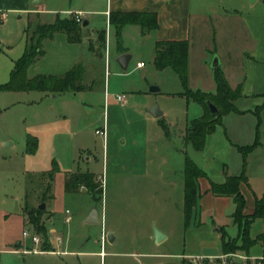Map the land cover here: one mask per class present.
Instances as JSON below:
<instances>
[{
    "label": "rangeland",
    "instance_id": "rangeland-1",
    "mask_svg": "<svg viewBox=\"0 0 264 264\" xmlns=\"http://www.w3.org/2000/svg\"><path fill=\"white\" fill-rule=\"evenodd\" d=\"M251 9L243 11V16L248 17L252 13L263 15L264 1L253 3ZM251 11L252 13H249ZM69 17L74 18V14ZM54 20L55 13L7 11L6 17L0 20V85L9 80L14 62L24 52L23 32L27 25L35 22L52 23ZM241 23L242 21L234 16H230L227 21L210 13L206 18L193 16L189 37L191 73L188 87L193 90H213L211 86L214 84V70L211 64L214 57L219 59L220 68L224 64L229 76L236 74L243 77L245 72V83L242 86L248 96L242 91L243 95L233 101L237 110L221 114L222 129L226 134L245 141L248 138L247 130H253L256 126L254 109L264 103V91L262 94H252L264 65L257 64L253 68L242 63L239 53L251 49L252 43L245 38ZM81 33L83 34L82 30L80 36ZM125 40L133 56L127 69L123 70L117 68L113 57L110 63L105 62L104 49L100 50L101 58L99 53L96 57L94 54L92 56L88 44L81 46L70 41L66 32L57 31L52 37L42 41L44 54L37 57L28 67L27 77L63 73L77 63L84 69L82 82L85 81V84H91L92 87L80 93H65L53 100L37 91H0V264H185L181 258L184 255L210 252L213 246L217 251L221 250L220 234L223 231H217L209 218L202 217L199 221L196 212L186 226L178 196L173 204L168 206V211L161 215L159 210L153 207V191L139 188L136 175L122 173V167H136L139 161L141 163L143 160L144 163L146 160L145 153L148 150L141 145L135 131L140 127V116L145 110L142 105L145 95H152L154 104L167 111L170 119L174 121L169 135L175 136L177 150L198 166L201 159V150L197 151L192 147L186 128L182 127L186 118L197 116L201 105L174 93L183 91V86L171 68L167 67L165 72L156 69L151 38L138 39L129 35ZM220 58L223 60L222 65ZM202 60H205L206 68L200 67ZM139 61H142V65H137ZM107 81L110 87L106 91ZM155 82L161 83L162 92L144 93L149 91L150 86L157 85ZM130 91L136 92V98L125 110L119 106L120 102L116 100V96L124 93L129 98ZM166 91L174 94H164ZM107 110L109 117L116 119L115 124L111 122L108 140L107 136L95 134L92 125H83L84 111L87 112V119H93L96 125L102 126ZM64 114L71 119V128L81 132L73 139L71 134L65 135L64 140L61 137L64 148L60 147L58 140L55 141V153L52 158L57 162L58 168L63 169L77 167V162H80L77 159L80 155L79 147L84 146L81 150L83 154H87L89 150L95 155L96 160L90 164L89 169L99 174L102 181V193L95 199L85 188L81 192H64L63 175L59 170L53 174L49 185L48 175H41L38 169L35 168L30 177L25 172L26 129L38 132L47 124L62 127ZM125 121H130L131 125L128 126ZM210 134L205 136V142ZM78 137L81 143L77 142ZM122 140H126L125 143ZM214 152L215 150L211 155L218 156L217 153L213 154ZM52 158L46 163L50 168ZM37 159L41 162L43 156ZM26 161L29 164L31 158ZM34 166L36 167V164ZM79 166L85 168L81 162ZM41 203L45 204V209L37 213ZM93 206H97L99 221L84 222ZM29 210L33 211L32 215L28 214ZM66 210L69 211L67 214ZM230 212L231 210H227V214ZM49 214L52 216L51 224L45 221ZM66 215L70 216L68 222H65ZM225 219L226 238H236L241 229L233 223L230 215ZM262 224L261 219L255 220L250 227V234L261 232ZM50 225L55 233L48 231ZM24 229L29 234H38L44 242L39 247L44 249H49L48 241L51 238L55 241V237L60 236L62 242L58 247L64 248L66 243L67 250L88 253L74 256L14 253L12 249L17 242L21 243V250L26 245L32 246L30 237L22 235ZM105 229L116 232L115 242L107 240L103 232ZM154 229L167 237L156 243ZM103 235L105 240L102 243ZM54 244L57 245V242ZM96 251H100V254L92 253ZM250 253L264 256V250L260 246L253 247Z\"/></svg>",
    "mask_w": 264,
    "mask_h": 264
},
{
    "label": "crops",
    "instance_id": "crops-1",
    "mask_svg": "<svg viewBox=\"0 0 264 264\" xmlns=\"http://www.w3.org/2000/svg\"><path fill=\"white\" fill-rule=\"evenodd\" d=\"M259 0H253L250 2L248 0H63L52 2L49 0H0V20L6 17V13L9 10L13 11H43L48 14L55 13V18L57 16L60 17H69L75 13H82L84 15L83 22L86 21V24H81V29L83 34L81 39L77 42L83 46V44H88V50H92V56L96 57L99 53L101 58L100 50L104 49L105 51V62L110 63L111 58H114L116 62V57L122 53L127 52L130 53V59L133 56V53L130 52L127 43L126 37L129 35L135 36V38L143 39V38H151L152 44L154 47V55H155V43L159 40H187L188 41V61H187V72H188V85L189 78L191 73V43H190V29L192 25L193 16H202L206 18L208 13L215 14L216 16H220L222 20H229L230 16L237 17L238 20H241V29L245 32V38L252 43V48L247 51H242L240 54V58L242 63L247 64L250 67H256L257 64L259 66L264 65V14L263 15H252V11L249 13L248 17L243 16V11L252 10V4L256 3ZM264 1V0H262ZM40 2V3H38ZM38 3V4H37ZM117 12H138V13H147L149 15L155 16L156 27L149 29L146 33H141V25L132 23L125 24L121 28V47L122 51L117 50L116 36H115V27L110 24L109 16L111 13ZM87 29V30H86ZM24 34V32H23ZM25 39V34H24ZM215 42L217 44V36H215ZM2 40L0 39V44ZM44 54V53H43ZM42 54V55H43ZM129 59V60H130ZM221 65L223 60H221ZM224 59V63H225ZM129 63V61H128ZM142 61L137 62V65H141ZM77 64V63H76ZM75 64V65H76ZM117 68H120L118 63L116 62ZM74 66V65H73ZM128 67V64H127ZM200 67L206 68L205 60H202L200 63ZM170 68V67H169ZM13 69V68H12ZM70 69V68H69ZM68 69V70H69ZM127 69V68H126ZM167 69L164 68L161 72H165ZM223 71L229 85L231 88H235L237 85L245 83V72L242 75L237 76L233 74L229 76L227 69L224 64L221 68ZM67 71V70H66ZM174 72V71H173ZM64 73V72H63ZM62 74V73H59ZM37 75V74H36ZM260 79L257 82V86H255V90L252 94H262L264 91V69L261 73ZM213 77V75H212ZM214 80V79H213ZM84 87L79 91H66L62 93H49L43 91H37L44 94L45 97L51 98L52 100L59 95L65 93H80L84 92L85 89H90L92 87L91 84H85V81L82 82ZM4 84V83H3ZM159 87V91L161 90V83L155 82ZM109 81L105 83V90L109 89ZM211 88L215 91V82L212 84ZM209 88V89H211ZM200 89V88H199ZM202 90V89H201ZM213 90H203L205 92H214ZM8 92H15L11 90H7ZM36 90L22 91V92H31ZM107 91V90H106ZM243 94V86H242ZM149 92V93H148ZM144 92L147 94H151L153 92L148 91ZM182 91L174 92L176 94ZM249 92V91H247ZM136 92L130 91L129 98H127L124 93L120 95H124L123 99L118 100L116 96V100L120 102L119 106L121 108H125V110L130 106L133 100L136 98ZM173 92L166 91L164 94H172ZM173 93V94H174ZM242 94V95H243ZM181 96V95H180ZM245 96H248L245 94ZM183 97V96H182ZM144 101L142 103L144 113H141L140 116V124L135 131L137 132V137L141 143L148 150L145 153L146 160L138 163L135 167H122V173L127 175H136V179L139 184V188L142 189H151L152 193V202L153 207L158 209L161 215L168 211V206L172 205L175 198H179V201L182 204L183 209V198H184V158L185 154L179 150H177V144L175 141V136L171 134L169 135V130H172L173 125L175 124L173 120L170 119L169 113L165 111L163 108L159 107L162 111V115L160 117H153L151 114L147 112V109L154 105V98L152 95H145ZM188 100V99H187ZM189 101V100H188ZM187 101V103H188ZM131 102V103H130ZM109 109V107H108ZM204 112L203 107L197 111V116L186 118V121L183 124V129H185L188 123L193 120L199 118ZM244 112V111H239ZM86 111H84V124L92 125L94 129V133L96 129L103 128L105 130V135L107 136V140L111 134V122H114L113 117H109V110L104 113L103 125H96L93 119H87ZM113 116V115H112ZM63 125L62 127L50 126L49 124L44 125L42 130L36 132L31 130L30 128L26 129V137H25V149H26V139L27 136H33L37 139V147L34 154L26 153L25 156V172L30 177L32 171L39 170L41 171V175H48L49 182L51 183L52 174H51V166H46L49 158H52L55 153V141H59V145L61 148H64L65 144H62L61 139L67 134H71L70 137L73 139L75 136L79 135L81 132L73 130L71 128V119L67 115H63L62 117ZM160 120L164 121L168 127V134H165V131L160 125ZM128 126L131 125L130 121H125ZM137 123V121H135ZM142 123V124H141ZM144 124V126H143ZM222 123L217 125L214 132L210 134L205 142L203 149L199 152L201 154V159L198 164L199 167L205 172L208 178L199 177L197 179L198 188H199V197L197 201V214L196 217L199 216V221L201 218H209L212 222V225L215 226V229L220 233L223 231L225 233L224 228L226 227V219L227 216H231V220L234 224V219L232 214L234 212L235 206L232 199L228 196H217L212 194L210 191V180L214 182H222L225 179V176L230 175H238L243 173L245 175V182H241L240 190L245 198V207L243 210L244 214H251L255 209V201L258 198L264 196V109L262 113V122L257 129L254 126L253 130H247L248 138L247 140H241L239 138H233L226 134L224 129H222ZM96 134V133H95ZM58 136V137H57ZM57 137V138H56ZM62 137V138H61ZM61 138V139H60ZM80 137L77 138V142L81 143ZM60 139V140H59ZM64 140V139H63ZM124 143L126 140H122ZM134 142V141H133ZM138 142V140H137ZM136 141L134 143H137ZM255 143V144H254ZM254 146L248 150L247 152L243 151L248 146ZM148 146L150 147L148 149ZM8 147V146H7ZM84 146L79 147L80 155L78 156V160L85 166L82 168L79 166L80 162H77V167H68L59 169L58 172L62 173V186L64 190V183L69 178V176L73 173H84L90 172L97 176L99 174L90 171V164L96 160L95 155H93L89 150H87V154H83L81 151ZM76 149V148H75ZM215 150L211 155V152ZM64 152V150H62ZM71 152H74V146L71 148ZM82 152V153H81ZM70 153V150H69ZM107 153V151H106ZM43 156V160L41 162L38 161L37 157ZM108 153L106 154V157ZM31 158V162L27 164V159ZM144 159V157H143ZM52 162L55 159H51ZM137 160V159H136ZM51 163V162H50ZM56 165L57 162L55 161ZM216 163V164H215ZM36 164V167L34 166ZM49 165V164H47ZM135 165V163H133ZM125 170V171H124ZM46 172V173H45ZM57 172V173H58ZM55 174V173H54ZM49 187V186H48ZM84 187L80 188L77 192H81ZM64 192H66L64 190ZM88 192V191H87ZM66 193H74V192H66ZM26 196V195H25ZM39 206V205H38ZM232 208V209H231ZM45 209V208H44ZM227 210L231 212L227 214ZM159 213V214H160ZM52 214V213H50ZM48 215L45 217V221L49 224L52 222V216ZM67 214V213H66ZM261 219L262 231L251 235L250 227L255 222V220ZM249 227V237L255 240L264 230V219L256 218ZM66 222V221H65ZM85 222V221H84ZM49 232H54V229L50 225L48 227ZM104 235H107L108 232L113 233L114 239L112 242H115L117 239V234L113 230H103ZM221 233L220 235H222ZM240 234L237 235L238 242L240 243ZM167 237L164 235V238ZM221 238V236H220ZM54 238H51L48 241L50 244L49 249H44L41 246L35 247L33 244L26 245L22 250L19 249L21 246L20 242H17L14 245V249L12 251L14 253L21 254H50V255H79L81 253H88L82 251H74L67 250L66 243L64 244V248L58 247L59 244H54ZM61 244V243H60ZM105 243L103 244V246ZM260 246L264 250V245L261 241L255 242L252 246L249 247L248 251H244L242 249H237L239 251H243L247 254L258 256L255 254H251L250 250L253 247ZM34 248H37L34 251ZM220 251H217L216 247H211L210 252H205L202 254L205 255H215L222 250V244L220 239ZM21 250V251H20ZM91 253V252H89ZM96 254H100V251L92 252ZM199 254V253H198ZM196 255V254H192ZM182 258V257H181ZM183 259V258H182ZM68 263V262H67Z\"/></svg>",
    "mask_w": 264,
    "mask_h": 264
},
{
    "label": "trees",
    "instance_id": "trees-1",
    "mask_svg": "<svg viewBox=\"0 0 264 264\" xmlns=\"http://www.w3.org/2000/svg\"><path fill=\"white\" fill-rule=\"evenodd\" d=\"M109 22L115 27L118 51L123 50L121 47L120 35L121 28L125 24H140L142 34L146 33L149 29L156 27L154 15L138 12L111 13L109 16ZM81 24L82 23L75 21L73 17L60 16H57L52 23H29L24 30V52L14 62L10 78L6 83L0 85V91L36 90L56 94L83 89L84 85L82 79L84 69L81 64L72 66L62 74H37L33 77H27L28 67L44 52L42 49V41L45 38L52 37L57 31H64L67 33L70 41L78 42L81 39ZM187 61V40L156 41L153 60L156 69L162 70L166 67H170L178 75L183 86V91L178 93V95L200 104L204 109L203 114L199 118L191 120L186 127V133L190 137V144L195 150L199 151L204 147L205 136L212 133L216 126L221 124V114L223 112L237 110L233 101L242 96V85L239 84L235 88H231L220 66H216L213 68V79L215 82L214 92H205L199 88L194 90L190 89L188 87ZM207 100H211L217 106L218 111L215 114L210 113L206 104ZM263 109L264 103L257 105L254 109V114L257 118V129L262 122ZM160 125L165 131V134H168L167 124L160 120ZM254 144L246 147L243 151L247 152L254 146ZM36 147L37 139L28 135L26 139V153L34 154ZM57 170V165L55 161H53L50 171L51 174L53 175ZM199 177L208 178L198 165L188 157H185L183 213L186 226L189 225L191 219L196 214L199 197L197 179ZM245 180L246 178L243 173L225 176V179L219 183L210 180V191L212 194L217 196H228L232 199L235 206L232 217L234 222L241 229L239 233L240 243L237 238H226L225 233L221 235L223 252L237 249H242L247 252L249 247L257 241H261L264 245V230L255 240L249 237V227L251 223L256 218L264 219V196L256 199L255 209L251 214H244L245 198L240 190V184L241 182H245ZM82 187L87 189L94 199L97 198V196H100L102 193V181L100 180V176L90 172H78L70 175L64 183V190L66 192H77ZM36 212L41 213L42 210L38 208ZM28 214L32 215L33 211L29 210Z\"/></svg>",
    "mask_w": 264,
    "mask_h": 264
},
{
    "label": "built area",
    "instance_id": "built-area-1",
    "mask_svg": "<svg viewBox=\"0 0 264 264\" xmlns=\"http://www.w3.org/2000/svg\"><path fill=\"white\" fill-rule=\"evenodd\" d=\"M84 15L80 12L74 14L75 21L82 23L83 22ZM142 65V63H140ZM124 95H117V99L121 100L123 99ZM95 133L101 136L105 135V130L103 128L96 129ZM69 211L66 210V213ZM70 220V216L66 215L65 221L68 222ZM22 235L24 237H30L31 243L35 247H39V245L43 242L41 237L36 234L32 233L29 234V232L24 229L22 231ZM105 237L102 236V243L104 242ZM55 241L57 244H60L62 242V238L60 236L55 237ZM37 248H34V251H36ZM183 261L185 264H264V256H253L250 254H247L243 251L234 250L229 252H220L215 255H205V254H196V255H184L182 256Z\"/></svg>",
    "mask_w": 264,
    "mask_h": 264
},
{
    "label": "water",
    "instance_id": "water-1",
    "mask_svg": "<svg viewBox=\"0 0 264 264\" xmlns=\"http://www.w3.org/2000/svg\"><path fill=\"white\" fill-rule=\"evenodd\" d=\"M248 1L253 2V0H248ZM85 24L86 21L83 22V25ZM130 56L131 55L129 53L122 52L116 57V62L118 63L121 69L125 70L127 68V64L130 59ZM216 66H219V59L217 57H214L211 67L214 68ZM149 91L151 92L159 91V87L157 85H152L150 86ZM206 104L211 114H215L218 111L217 106L211 100H207ZM147 112L151 114L153 117H160L162 115V111L159 109V106L157 104H154L153 106L149 107L147 109ZM38 208L43 210L45 208V204L44 203L39 204ZM84 221L87 223H97L99 221L97 206L92 207L90 212L85 217ZM106 236L109 242L113 241L114 239L113 233L108 232ZM163 238H164V234H162L159 230L154 229L155 242L158 243ZM233 264H238V263H233Z\"/></svg>",
    "mask_w": 264,
    "mask_h": 264
}]
</instances>
